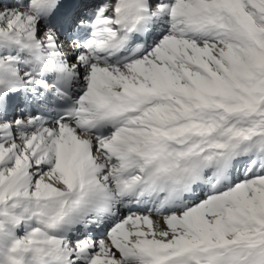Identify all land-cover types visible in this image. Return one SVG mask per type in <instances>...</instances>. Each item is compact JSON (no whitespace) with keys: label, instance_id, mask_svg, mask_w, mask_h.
Listing matches in <instances>:
<instances>
[{"label":"snow or ice","instance_id":"snow-or-ice-1","mask_svg":"<svg viewBox=\"0 0 264 264\" xmlns=\"http://www.w3.org/2000/svg\"><path fill=\"white\" fill-rule=\"evenodd\" d=\"M0 264H264V0H0Z\"/></svg>","mask_w":264,"mask_h":264}]
</instances>
